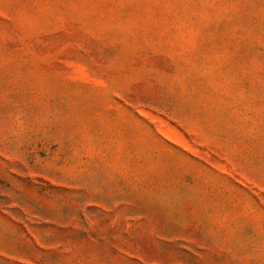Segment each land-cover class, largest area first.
Returning <instances> with one entry per match:
<instances>
[{"label": "rangeland", "instance_id": "1", "mask_svg": "<svg viewBox=\"0 0 264 264\" xmlns=\"http://www.w3.org/2000/svg\"><path fill=\"white\" fill-rule=\"evenodd\" d=\"M0 264H264V0H0Z\"/></svg>", "mask_w": 264, "mask_h": 264}]
</instances>
